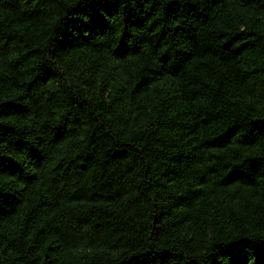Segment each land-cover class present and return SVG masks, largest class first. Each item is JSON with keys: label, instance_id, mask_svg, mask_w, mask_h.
<instances>
[{"label": "trees", "instance_id": "obj_1", "mask_svg": "<svg viewBox=\"0 0 264 264\" xmlns=\"http://www.w3.org/2000/svg\"><path fill=\"white\" fill-rule=\"evenodd\" d=\"M0 264H264V0H0Z\"/></svg>", "mask_w": 264, "mask_h": 264}]
</instances>
